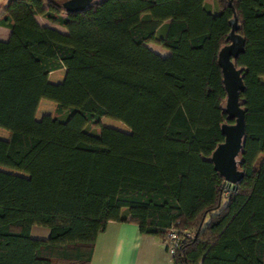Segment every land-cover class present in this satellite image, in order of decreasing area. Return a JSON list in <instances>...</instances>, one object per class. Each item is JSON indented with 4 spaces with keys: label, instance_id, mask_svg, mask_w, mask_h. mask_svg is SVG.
<instances>
[{
    "label": "trees",
    "instance_id": "trees-1",
    "mask_svg": "<svg viewBox=\"0 0 264 264\" xmlns=\"http://www.w3.org/2000/svg\"><path fill=\"white\" fill-rule=\"evenodd\" d=\"M62 1L0 9V167L19 172L0 169V264H89L109 220L165 243L174 229L173 264H264V0ZM233 12L244 134L229 184L209 156L232 122L217 54ZM41 99L55 105L37 119Z\"/></svg>",
    "mask_w": 264,
    "mask_h": 264
},
{
    "label": "water",
    "instance_id": "water-1",
    "mask_svg": "<svg viewBox=\"0 0 264 264\" xmlns=\"http://www.w3.org/2000/svg\"><path fill=\"white\" fill-rule=\"evenodd\" d=\"M93 0H64L62 6L66 11L75 12L83 10ZM230 3V0H228ZM230 30L226 36L227 43L218 50L217 62L221 68L222 81L226 92L224 111L229 123L221 124L223 140L212 150L209 159L213 168L223 177L225 182L236 184L243 176L238 168L236 155L242 146L244 134V110L239 103V93L244 84L240 69L235 67L232 58L242 51L244 40L235 31L237 21L235 13L229 20Z\"/></svg>",
    "mask_w": 264,
    "mask_h": 264
},
{
    "label": "crops",
    "instance_id": "crops-1",
    "mask_svg": "<svg viewBox=\"0 0 264 264\" xmlns=\"http://www.w3.org/2000/svg\"><path fill=\"white\" fill-rule=\"evenodd\" d=\"M7 0H0V9ZM40 24L59 28L41 16H36ZM56 25V26H55ZM9 29L0 25V40H7ZM65 68L56 69L62 70ZM50 71L48 80L56 83L57 71ZM48 229H38L33 232V225L30 229V236L46 239ZM89 264H173L172 256L168 253L164 241L139 230L133 222L109 220L105 228L99 232L94 242V248Z\"/></svg>",
    "mask_w": 264,
    "mask_h": 264
},
{
    "label": "rangeland",
    "instance_id": "rangeland-1",
    "mask_svg": "<svg viewBox=\"0 0 264 264\" xmlns=\"http://www.w3.org/2000/svg\"><path fill=\"white\" fill-rule=\"evenodd\" d=\"M207 1V4L210 8L211 11H216V0H206ZM56 26V25H55ZM62 31H65L64 28L60 27L59 25H57ZM56 28V27H55ZM146 45L152 49L153 51L161 54V55H166L168 54V50L155 44V43H152V42H148L146 43ZM57 71V70H56ZM64 73H65V69H62V70H58L56 74H52L51 76H55V80L57 82H60L62 81L63 77H64ZM54 102L51 101V100H48V99H41L38 103V106H37V109H36V112H35V118L39 119L42 115L44 114H49V113H52L53 112V108H54ZM101 124L102 125H105V126H112V127H115V128H118L120 130H123V131H129V128L127 126H125L122 122L118 121V120H115V119H111V118H107V117H103L101 119ZM10 135V132L7 130V129H4L2 127H0V138H5L7 139ZM0 169H4V170H7V171H12V172H15V173H19V172H16L14 170H10L8 168H3V167H0ZM47 229L46 227L44 226H41V225H36L34 224L33 225V232H36V230L38 229Z\"/></svg>",
    "mask_w": 264,
    "mask_h": 264
},
{
    "label": "built area",
    "instance_id": "built-area-1",
    "mask_svg": "<svg viewBox=\"0 0 264 264\" xmlns=\"http://www.w3.org/2000/svg\"><path fill=\"white\" fill-rule=\"evenodd\" d=\"M179 243V237L174 229H170L167 233L166 248L170 255L174 253L175 246Z\"/></svg>",
    "mask_w": 264,
    "mask_h": 264
}]
</instances>
